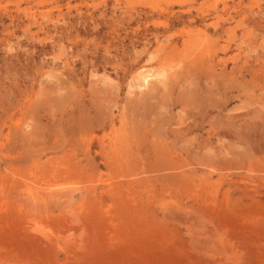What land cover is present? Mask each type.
Listing matches in <instances>:
<instances>
[{"label": "rangeland", "instance_id": "1", "mask_svg": "<svg viewBox=\"0 0 264 264\" xmlns=\"http://www.w3.org/2000/svg\"><path fill=\"white\" fill-rule=\"evenodd\" d=\"M0 264H264V0H0Z\"/></svg>", "mask_w": 264, "mask_h": 264}, {"label": "bare ground", "instance_id": "2", "mask_svg": "<svg viewBox=\"0 0 264 264\" xmlns=\"http://www.w3.org/2000/svg\"><path fill=\"white\" fill-rule=\"evenodd\" d=\"M205 29H206V28H205ZM209 51H210V50H209ZM219 64H220V63H219ZM237 69H238V68H237ZM142 72H143V71H142ZM154 72H155V71H154ZM152 73H153V71H152ZM145 76L147 77V75H145ZM146 77H144V80H145ZM147 79H148V78H147ZM229 79H230V78H229ZM187 80H188V79H187ZM189 80H190V79H189ZM150 81H151V80H150ZM161 81H162V80H161ZM187 82H188V81H187ZM194 82H195V81H194ZM210 83H211V82H210ZM221 83H222V82H221ZM201 84H202V83H201ZM188 87H189V86H188ZM110 89H111V88H110ZM189 90H191V89H189ZM141 91H142V90H141ZM145 93H147V92H145ZM187 93H188V92H187ZM191 93L193 94L194 91H192ZM152 95H153V94H152ZM154 95H155V94H154ZM111 96H112V95H111ZM144 96H145V95H144ZM150 96H151V95H150ZM150 96H149V97H150ZM191 96L193 97L194 95H191ZM204 96H205V95H204ZM145 97H146V96H145ZM152 97H153V96H152ZM183 97H184V96H183ZM186 98H188V95H187ZM206 98H207V97H206ZM223 98H224V97H223ZM223 98H222V99H223ZM144 99H145V98H144ZM198 99H199V98H198ZM198 99H197V100H198ZM200 99H201V98H200ZM139 100H140V98H139ZM141 100L143 101V99H141ZM136 101H137V100H136ZM183 101H184V100H183ZM218 101H219V100H218ZM191 102H192V101H191ZM192 103H193V102H192ZM195 103H196V101H195ZM214 103H215V102H214ZM216 103H217V102H216ZM136 104H137V103H136ZM140 104H141V102H140ZM188 104H189V103H188ZM198 105H199V104H198ZM220 106H221V105H220ZM106 108H107V107H106ZM106 108H105V109H106ZM136 108H137V107H136ZM149 108H150V107H149ZM220 108H221V107H219L218 109H220ZM131 110H132V109H131ZM248 110H249V109H248ZM259 110H260V109H259ZM141 112H142V111H141ZM139 113H140V112H139ZM248 114H249V113H248ZM142 115H143V114H142ZM157 119H158V118H157ZM212 120H213V119H212ZM135 121H136V120H134V122H135ZM141 122H142V121H141ZM191 122H192V121H191ZM211 124H212V122H211ZM180 125H181V124H180ZM192 126H193V125H191V128H192ZM193 127H195V126H193ZM191 128H189V129L191 130ZM196 129H197V128H196ZM156 133H157V132H156ZM209 133H210V132H209ZM219 133H220V134H219L220 136L217 134L218 137H223V134H222L223 132H222V130H221V132H219ZM206 138H207V137H206ZM211 142H212V141H211ZM211 142H210V143H211ZM5 146H6V145H5ZM219 147H220V146H219ZM171 167H172V166H171Z\"/></svg>", "mask_w": 264, "mask_h": 264}]
</instances>
